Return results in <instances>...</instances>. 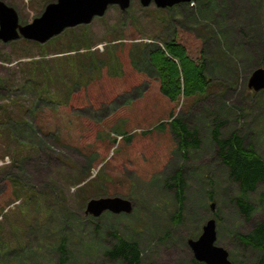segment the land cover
Wrapping results in <instances>:
<instances>
[{
  "label": "rangeland",
  "instance_id": "rangeland-1",
  "mask_svg": "<svg viewBox=\"0 0 264 264\" xmlns=\"http://www.w3.org/2000/svg\"><path fill=\"white\" fill-rule=\"evenodd\" d=\"M2 1L26 24L56 0ZM192 1L131 0L44 43L0 40V264H118L103 252L114 233L139 241L141 264H188V240L212 218L215 244L256 264L237 235L264 220V205L255 193L252 217L239 213L211 131L239 130L264 156V88L248 85L264 68V0ZM173 38L209 77L205 93L178 102L138 56ZM174 117L198 130L185 156ZM178 169L181 208L175 188H163ZM114 196L133 210L87 212L91 199Z\"/></svg>",
  "mask_w": 264,
  "mask_h": 264
},
{
  "label": "trees",
  "instance_id": "trees-1",
  "mask_svg": "<svg viewBox=\"0 0 264 264\" xmlns=\"http://www.w3.org/2000/svg\"><path fill=\"white\" fill-rule=\"evenodd\" d=\"M163 44L161 46L158 41H150L145 43L141 54L138 53L145 67L152 69L159 78L158 90L171 102H178L181 97L190 98L205 93L209 84L205 65L197 64L189 56L187 49L175 38L163 41ZM170 123L178 139V149L183 152V156L190 149L199 146L196 128L188 127L182 117H174ZM221 124L216 122L212 125V139L217 146L220 162L226 167L228 178L237 189L231 196L232 202L242 216L250 219L256 210L251 195L256 193L258 203L264 205V156L253 145L245 143V138L239 130L223 134ZM163 126V122L157 125L158 128ZM185 186L180 169L173 176L164 178L163 188H175V198L180 208L185 199ZM114 236L116 238L114 243L103 250L109 259L118 264H141L143 250L139 241L127 235L114 233ZM237 236L240 244L258 252L256 264H264V220L257 223L248 233ZM230 257L233 264H243L234 253H230ZM188 264L206 263L193 257Z\"/></svg>",
  "mask_w": 264,
  "mask_h": 264
},
{
  "label": "water",
  "instance_id": "water-1",
  "mask_svg": "<svg viewBox=\"0 0 264 264\" xmlns=\"http://www.w3.org/2000/svg\"><path fill=\"white\" fill-rule=\"evenodd\" d=\"M144 6L154 2L166 8L192 0H140ZM131 0H56L45 6L43 13L32 22H19L17 11L0 0V40L10 41L19 37L44 43L62 33L66 28L88 24L96 16H103L110 5L117 4L125 10ZM249 87L254 90L264 88V68L255 70L249 79ZM110 210L114 213H130L132 201L119 196L93 198L87 203V212L99 215ZM217 230L215 219H209L197 239H189L194 257L206 264H233L229 251L216 245ZM152 264V263H151Z\"/></svg>",
  "mask_w": 264,
  "mask_h": 264
}]
</instances>
